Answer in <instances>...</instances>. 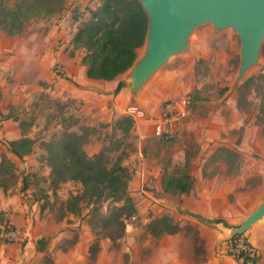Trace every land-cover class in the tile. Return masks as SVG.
<instances>
[{
  "label": "rangeland",
  "instance_id": "1",
  "mask_svg": "<svg viewBox=\"0 0 264 264\" xmlns=\"http://www.w3.org/2000/svg\"><path fill=\"white\" fill-rule=\"evenodd\" d=\"M19 1L0 0V44L7 46L0 52V161L13 160L19 176L13 188L0 189V205L14 210L12 219L0 210V227L11 223L26 238L0 236V264H241L231 251V227L240 226L264 195V130L255 124L264 43L257 63L240 77L239 34L211 23L197 26L186 49L171 56L139 93L137 103L152 106V120L168 100L192 98L191 116L178 123L175 138L160 142L152 122L134 120L128 133L113 129L124 116L117 117L113 99L86 108L69 95L79 83L65 61L86 69L87 50L75 47L74 38L103 0H64L53 15L26 22L33 36L27 40L43 53L34 65L15 50L14 36L24 30L11 35L2 25ZM57 63L66 67L60 75ZM37 75L44 89L33 84ZM92 84L105 94V80ZM22 92L35 97L13 105L10 95ZM144 124L152 133L139 131ZM70 132L80 136L89 156L109 148L111 161L125 157L133 208L122 200L81 197L78 211H71L72 196L83 194L84 186L53 182L48 159L51 142ZM22 137L34 145L21 159L9 147ZM184 173L192 176L193 194V187L184 194L161 191L160 181ZM161 195L166 200H157ZM243 234L258 255L256 264H264V218Z\"/></svg>",
  "mask_w": 264,
  "mask_h": 264
},
{
  "label": "trees",
  "instance_id": "2",
  "mask_svg": "<svg viewBox=\"0 0 264 264\" xmlns=\"http://www.w3.org/2000/svg\"><path fill=\"white\" fill-rule=\"evenodd\" d=\"M63 2L64 0H20L10 8V15L2 20L3 29L16 35L24 30L26 22L56 13ZM10 18L13 24L9 22ZM147 30L148 17L139 0H103L98 9L92 10L91 18L79 28L74 38L75 47L87 50L83 58L87 76L107 81L116 80L133 65L138 50L145 42ZM255 90L260 97L255 124L262 126L264 130V83L256 84ZM116 126L128 133L134 126V120L130 115H124L115 122L113 129ZM33 145L32 138L22 137L12 140L9 149L22 159L33 151ZM109 151V148H105L100 153L89 156L80 136L74 132L51 142L48 159L53 182L73 180L84 186L83 194L71 198V203L75 204L72 212L78 211L77 205L81 197L122 200L127 208L134 207V201L128 194L130 173L123 164L125 157L119 155L111 161ZM18 179L14 161L2 159L0 189L7 192L17 184ZM192 187L193 180L189 173L163 179V188L167 192L184 194L189 193ZM239 237L244 238L251 251H241L235 256L236 259L242 261L241 264H256L258 255L244 234L236 235L231 240L232 243ZM41 249L37 247V250Z\"/></svg>",
  "mask_w": 264,
  "mask_h": 264
},
{
  "label": "water",
  "instance_id": "3",
  "mask_svg": "<svg viewBox=\"0 0 264 264\" xmlns=\"http://www.w3.org/2000/svg\"><path fill=\"white\" fill-rule=\"evenodd\" d=\"M148 17L144 50L125 71L118 84L131 105L171 56L186 49L188 37L199 25L211 23L218 30L231 28L241 38L240 77L255 65L264 43V0H139ZM264 218V195L240 226L231 227V238L243 234Z\"/></svg>",
  "mask_w": 264,
  "mask_h": 264
},
{
  "label": "crops",
  "instance_id": "4",
  "mask_svg": "<svg viewBox=\"0 0 264 264\" xmlns=\"http://www.w3.org/2000/svg\"><path fill=\"white\" fill-rule=\"evenodd\" d=\"M14 37H17V40H16L17 46L15 48L16 52H18L22 56L23 55L26 56L27 59L29 60L30 65H34L35 63L38 64L39 58H40V56L43 55V53L41 54V51H40L39 47L37 46V44L30 43V41L27 40V39H33V36L31 37L30 28H25L24 31L21 33V35H16ZM4 47H7V46H2V44H0V52L4 49ZM65 63H67V65L70 68V69L68 68V75L75 77L79 83V84H77V86L75 88L72 89L73 94H69L70 96H72V98L75 101L85 102L86 108H87V107L91 106V104H92V106L94 104H98L99 101H102L103 99H106L108 102H111V100L113 99L114 100L113 105H114V109H115L117 117L125 115L126 113H128V107L131 105V100H130L129 94L127 93L126 90H119V88H118L119 83L118 82L116 83V80H113V81L105 80V94H98V88H95L94 86H92L93 85L92 81L95 79L87 76L85 68H82L83 70L79 69L78 67H76L74 62L71 63L69 61H65ZM41 80H42V78L37 75V76H35V81L33 82V84L36 85L37 88L41 87L42 89H44L43 84L41 83ZM21 87L23 89L26 86L22 85ZM30 90H31V88H27L28 92H30ZM28 92H26L25 94H24V92H22L23 94H11L10 96H11V99H13V105L30 103L34 99L35 94H30ZM144 108H146V110L149 112L150 115L153 114L152 106L144 107ZM161 109L162 108H159L158 111H160ZM158 115H160V114H158ZM158 115L156 114V115H154V117L156 116V118H157ZM148 122H151V121L149 120ZM139 131L144 132V134L152 133V129L151 128L147 129V125H145V124L143 126L139 127ZM158 140L160 141V139H158ZM183 154H184V151H183ZM137 172H138V174H140L139 170ZM159 184H160L161 191L164 192L165 190L163 188L162 182L160 181ZM191 193L192 194L194 193V186H193V190L191 191ZM164 199L165 198L162 195L159 198H157V200H159V201L164 200ZM12 207L13 206H8V208H6V206L2 204V205H0V210L1 209L8 210L9 216L12 219V217L14 216V210L12 209ZM20 208L24 209L22 207V205L20 206Z\"/></svg>",
  "mask_w": 264,
  "mask_h": 264
},
{
  "label": "built area",
  "instance_id": "5",
  "mask_svg": "<svg viewBox=\"0 0 264 264\" xmlns=\"http://www.w3.org/2000/svg\"><path fill=\"white\" fill-rule=\"evenodd\" d=\"M55 71L60 75L66 71V67L57 63L55 65ZM192 106V98L190 96H184L179 99L165 102L163 112L156 120H152L147 110L138 104L130 105L128 107V113L133 120L136 121L143 120L145 122L152 120L154 135L159 139H169L175 138L178 131V123L191 116ZM0 236L4 238V240L9 241H20L26 238L25 232L11 223H7L5 226L0 227ZM243 250L251 251V248L247 246L243 237H239L232 244L231 251L234 256H237Z\"/></svg>",
  "mask_w": 264,
  "mask_h": 264
}]
</instances>
